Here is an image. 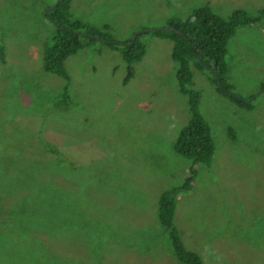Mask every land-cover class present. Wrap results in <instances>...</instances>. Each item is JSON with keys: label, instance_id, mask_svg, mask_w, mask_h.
<instances>
[{"label": "rangeland", "instance_id": "rangeland-1", "mask_svg": "<svg viewBox=\"0 0 264 264\" xmlns=\"http://www.w3.org/2000/svg\"><path fill=\"white\" fill-rule=\"evenodd\" d=\"M56 1L0 0V264H183L157 215L160 193L181 186L193 164L173 150L190 112L172 41L143 32L146 52L125 82L120 50L84 38L63 79L43 69L55 30L45 10ZM205 4L222 16L264 8V0H71L69 13L121 45ZM227 62L251 108L220 94L207 65L191 64L189 88L201 94L215 150L179 190L174 224L204 264H264V17L237 28Z\"/></svg>", "mask_w": 264, "mask_h": 264}, {"label": "trees", "instance_id": "trees-1", "mask_svg": "<svg viewBox=\"0 0 264 264\" xmlns=\"http://www.w3.org/2000/svg\"><path fill=\"white\" fill-rule=\"evenodd\" d=\"M71 0H60L57 5L45 13L54 24L55 30L50 44L43 49V69L68 80L69 74L66 70L65 61L71 54L77 52L84 45L83 39L97 40L82 32L93 33L108 39L106 42L113 48L120 50L123 59L127 62V74L124 81L127 82L134 74L133 63L142 59L146 52V45L141 39L144 33H139L135 39H128L121 45L112 36L101 32L96 26L85 24L81 20H70L69 5ZM264 17V8L260 15H250L244 9H236L228 16H222L209 4L195 8L186 17L171 16L167 25L174 30L154 31L160 37L172 41V58L178 63L176 78L179 91L187 97L190 119L180 130L173 150L187 158H191L193 164L190 166L185 180L181 186L163 190L158 199V220L160 225L168 231L174 255L183 264H204L203 258L194 250L187 248L174 224L175 200L179 190L187 191L193 184L197 169L196 164L209 165L215 150L211 128L200 111L201 94L189 84L192 81L191 64L204 69H209L211 76L216 72L221 80L223 88L216 84L218 92L227 96L240 107L251 108V102H246L242 97H237L229 92L234 91V85L229 82L227 73L229 65L227 62L228 44L237 28L243 24L259 23ZM108 27V26H106ZM179 31H182L180 33ZM129 42V43H127ZM63 89V100H69L68 89ZM28 144V143H27Z\"/></svg>", "mask_w": 264, "mask_h": 264}, {"label": "water", "instance_id": "water-1", "mask_svg": "<svg viewBox=\"0 0 264 264\" xmlns=\"http://www.w3.org/2000/svg\"><path fill=\"white\" fill-rule=\"evenodd\" d=\"M59 1H60V0L56 1L53 5L47 7V9L45 10V13L48 15V12H49L50 10H52V9L57 5V3H58ZM165 29L174 30L175 28L166 25V26H160V27H153V28H150V29H140V30L135 31V33L132 35V37H131L130 39H131V40H132V39H135L136 36H137L139 33H143V32H146V31L165 30ZM179 32L182 33V31H179ZM82 34L89 35L90 37L95 38V39L100 40V41H104V42H108V41H109L108 39L103 38V37H100V36H97V35H95V34H93V33L82 32ZM127 43H129V42H127ZM213 77H214V79L216 80L217 85H218L219 87L223 88V85H222V83H221V80H220V78H219V76H218V74H217L216 72H213ZM229 92H230L231 94L237 96V97H240V96H239L236 92H234L233 90H229ZM252 98H253V97H250V98H248V99H245V101H246V102H250V101L252 100Z\"/></svg>", "mask_w": 264, "mask_h": 264}, {"label": "crops", "instance_id": "crops-1", "mask_svg": "<svg viewBox=\"0 0 264 264\" xmlns=\"http://www.w3.org/2000/svg\"><path fill=\"white\" fill-rule=\"evenodd\" d=\"M230 76H231V72H230V70L228 69L227 78L230 79Z\"/></svg>", "mask_w": 264, "mask_h": 264}]
</instances>
